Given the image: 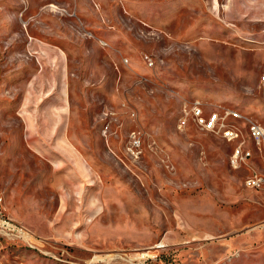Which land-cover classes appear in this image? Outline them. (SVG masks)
I'll return each instance as SVG.
<instances>
[{"label":"rangeland","instance_id":"rangeland-1","mask_svg":"<svg viewBox=\"0 0 264 264\" xmlns=\"http://www.w3.org/2000/svg\"><path fill=\"white\" fill-rule=\"evenodd\" d=\"M82 52L109 57L107 85ZM263 76L264 0H0V197L32 232L0 226V264H264V184L246 185L264 176ZM55 97L54 165L24 121ZM195 101L241 113L239 167L238 142L181 126Z\"/></svg>","mask_w":264,"mask_h":264},{"label":"crops","instance_id":"crops-1","mask_svg":"<svg viewBox=\"0 0 264 264\" xmlns=\"http://www.w3.org/2000/svg\"><path fill=\"white\" fill-rule=\"evenodd\" d=\"M63 55V54H62ZM80 61H89L91 62L88 67L92 71V81L95 85L103 87L108 84L109 78V57L103 55L100 52H89V53H78L77 54ZM65 56V54H64ZM57 58L62 61L61 54L56 55ZM40 62V61H39ZM41 66L42 63L40 62ZM87 65L80 64L79 69L82 67L85 68ZM43 67V66H42ZM93 83V84H94ZM55 101L52 104H49L45 108L42 115H37L35 113H30L29 110L25 116V139L28 143V152H34L44 158H47L48 161L53 162L57 159L60 160L61 152L56 150L49 143L50 139L61 141V128L63 125V112L60 98H54ZM24 104V103H23ZM69 121V120H68ZM53 126V128H51ZM84 163L83 160L77 159L75 166L69 174L76 179L82 177ZM58 174L65 172V166L57 165L56 166ZM74 179V178H71Z\"/></svg>","mask_w":264,"mask_h":264},{"label":"built area","instance_id":"built-area-1","mask_svg":"<svg viewBox=\"0 0 264 264\" xmlns=\"http://www.w3.org/2000/svg\"><path fill=\"white\" fill-rule=\"evenodd\" d=\"M189 108V110L184 109L185 114L180 119L181 126H186L188 118L192 117L199 128L207 131H218L226 140L238 142L231 156V163L235 167H239L251 156V151L241 141L243 135L242 128L235 121L242 116L241 113L231 108H222L220 111L216 110L205 113L200 101H195ZM248 129L250 135L255 140L259 143L264 142V126L256 122H249ZM262 184H264V176L257 173L246 179V185L249 187L258 188ZM0 226L5 227L19 236L28 237L32 234L31 230L25 225L5 213L3 199L1 197Z\"/></svg>","mask_w":264,"mask_h":264}]
</instances>
